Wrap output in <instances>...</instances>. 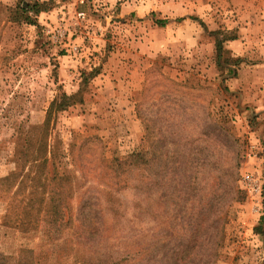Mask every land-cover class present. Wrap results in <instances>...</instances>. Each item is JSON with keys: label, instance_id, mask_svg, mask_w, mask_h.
Returning <instances> with one entry per match:
<instances>
[{"label": "rangeland", "instance_id": "374dc122", "mask_svg": "<svg viewBox=\"0 0 264 264\" xmlns=\"http://www.w3.org/2000/svg\"><path fill=\"white\" fill-rule=\"evenodd\" d=\"M55 1L49 29L55 39H48L51 35L42 28L8 24L5 6L0 4V178L20 171L15 169V151L21 133L44 121L59 93L74 95L75 104L62 112L52 109L49 121V144L58 147L61 142L64 157L59 160L72 179L71 226L64 229L38 221L35 231L25 233L3 227L7 205L13 211L5 221L15 224L13 215L21 206L32 212L40 208L41 217L43 204L28 207L19 202L29 187L20 193L18 182L0 184V264H125L122 260L173 264L180 241L190 239L198 246L201 242V202L223 198L233 185L242 191L241 200L227 210L222 241L211 263L264 264V237L253 231L264 215V152L255 159L252 146L257 140L262 143L253 116L245 112L230 84L232 75L218 71L214 48L212 54L209 46L202 48L198 57H150L153 64L139 73L138 86L120 89L111 79L104 87L100 75L118 74L112 63V57L118 59L116 51L139 36L138 16L146 14L145 0ZM140 7L142 12L136 13ZM225 8L215 25L211 20L215 14L201 18L207 22L201 32L219 26L237 38L239 25L232 20L236 12ZM154 17L153 21L160 20ZM72 45L79 49L75 55ZM58 55L67 57L58 59ZM232 58L240 60L232 69L235 76L241 64L252 62L248 57ZM207 60L213 62L212 69ZM128 73L122 68L119 79ZM118 91L130 97L137 127L121 130L115 123L114 134L102 140V152L107 161L122 162L131 153L136 157L127 160L130 167L113 163L103 168L101 149L87 141L100 138L93 105L112 99ZM38 140L35 132L19 162H26L24 173L39 156ZM246 173L260 179L261 196L242 188ZM37 175L33 167L21 187ZM204 233L216 235L213 228ZM201 249V253L207 250L205 243ZM197 262L192 256L180 263Z\"/></svg>", "mask_w": 264, "mask_h": 264}, {"label": "crops", "instance_id": "0c3cea01", "mask_svg": "<svg viewBox=\"0 0 264 264\" xmlns=\"http://www.w3.org/2000/svg\"><path fill=\"white\" fill-rule=\"evenodd\" d=\"M16 1L0 0V4L12 6ZM143 2L145 5L142 6L141 4L140 6L144 8L146 14L138 16L140 19L137 24L138 32H140L139 36H134L131 41L125 43V46L116 51L117 61H113L116 57L112 54L114 56L112 57V63L116 65L115 69L118 74L115 73L117 77L115 74L114 77H111V73L108 71L105 76L100 75L103 77L104 87L110 84L111 79L116 81L113 85L120 89L124 87L123 85H125V89L129 88V90L130 87L138 86L140 82L139 73L153 64L149 59L150 57L165 56L171 59L180 56L198 57L201 56L202 48L208 46L212 54L214 38L210 35V32L206 33L205 28L201 32L199 22L205 24L206 21L201 18L207 16L208 19H211V16L215 14V18L211 19L215 25L220 22L223 9L229 7L236 12L232 20L234 25H239V36L227 41L224 49L231 57H248L252 60V62H246L243 66L242 64L239 66L240 68L237 70L236 76L231 78L230 84L238 92L240 102L245 106V112L253 116L256 133L260 135V141L264 148V1L145 0ZM134 5L135 10H137V5ZM142 7L139 8V12H135H142ZM125 9L126 7L123 8L124 11ZM148 12L151 13V17L155 16L154 18L164 20L165 24L163 26L155 24L151 17L149 18ZM209 12L213 13L209 14ZM216 13H219V15ZM55 14L56 10L53 9L48 12H41L37 16V21L43 31L45 26L50 27L51 22H54ZM20 24L28 27L29 30L35 29L34 26ZM218 27L213 31L220 29ZM205 36L209 37L207 38L209 41H206ZM48 39H51V37ZM54 47L56 48L53 45L52 48L55 49ZM61 57L67 56H57L58 59ZM197 63H201L200 58L197 59ZM208 64L209 69H212L213 62L208 63L207 60L206 65ZM198 67L200 70L201 67ZM122 68H125L129 73L120 80ZM59 69L64 71L63 66ZM107 100L95 102L93 105L92 116L97 123L101 141L114 134L112 127L115 123L119 122L118 128L121 130L124 128L129 131L131 127H137L133 121L135 115L130 97L123 95L122 91H118V93H114L112 99ZM103 106L105 107L103 108ZM107 107L109 108L108 111ZM42 118L43 116H41ZM255 162L258 163L259 161L256 160Z\"/></svg>", "mask_w": 264, "mask_h": 264}, {"label": "trees", "instance_id": "16d2710c", "mask_svg": "<svg viewBox=\"0 0 264 264\" xmlns=\"http://www.w3.org/2000/svg\"><path fill=\"white\" fill-rule=\"evenodd\" d=\"M56 6L55 0H17L12 6H5L6 9V20L11 23H23L29 26H34L36 29L40 28V25L37 21V16L41 12L51 11ZM154 19V18H153ZM155 24L158 26H163L165 24L164 20H155ZM202 27L204 26L199 22ZM231 32L225 30H215L210 32V35L214 38V52H215V64L218 71L226 70L229 74L228 76L234 77L235 72L232 70L240 62L239 59H233L232 57L225 56L224 45L227 41L235 39V35ZM74 95H67L63 91L59 93L50 103L49 108L45 114L44 121L40 125L29 126L24 133L21 134L23 137L18 141L16 146V162L15 169L20 170L19 172L13 171L8 175L0 178V184L11 185L13 182H18L19 187L18 191H25L29 187V192L23 198L19 199V202H26L28 207H32L33 203L39 202L43 204L42 212L43 214L39 217L40 208L36 212L26 210L24 206H21L18 214H14L13 218L17 222L11 224L5 220L11 216L13 211L12 207H8L5 210L3 216L2 226L7 228L17 229L20 232H28L36 230V223L38 221H44L46 224H51L56 227L67 228L71 226V202L70 195L71 190L69 186L72 184V179L67 169L62 165V162L59 160L63 158L61 151V142H58V147L55 145L49 144L50 137V114L51 110L55 111H65L71 105L75 104ZM37 132L38 142H39V156L37 159L32 161L30 169L24 173L22 167L25 166L26 162L22 164L19 163L23 159L31 147V139L34 136V133ZM31 135V136H30ZM88 142L94 143L98 146L100 150L99 162L102 164L103 168L112 167L113 163H116V166L126 165L130 167L131 162H127L129 158L134 159L136 156L134 153H131L127 158L119 162L118 158H114L110 161L104 159L103 152L104 146L101 139L98 136H94L87 139ZM137 156H139L137 154ZM38 171V175L34 178L30 184H26L21 187L24 181H28V175L31 172L32 168ZM49 167V168H48ZM110 175V174H109ZM18 178L20 180L18 181ZM107 190H111L112 186L103 183ZM112 191V190H111ZM114 192V191H113ZM112 192V193H113ZM242 191L237 186H232V188L224 193V197H216L201 202V242L198 245H194V241L188 239L185 242L180 241L175 246L176 256L180 258L178 261L175 256L173 264H185L180 263L187 261L188 258L193 256V259H197V264H201V260L205 259L203 264H212L211 260L216 256V249L219 247L222 241L223 227L225 225L227 210L232 202L240 201ZM214 195V194H213ZM39 196V198H37ZM226 198V199H225ZM225 199V200H223ZM26 205V204H25ZM15 205H13L14 208ZM264 216V215H263ZM260 217L259 224L253 227L255 234L261 235L264 237V217ZM199 221V222H200ZM214 229L216 231L215 237H205L204 232H208L209 229ZM201 243L206 245L207 250L204 253L201 249ZM209 245V246H207ZM195 253V254H193ZM127 264L128 260H122ZM121 262V263H122ZM115 264V263H113Z\"/></svg>", "mask_w": 264, "mask_h": 264}, {"label": "built area", "instance_id": "2783aa9c", "mask_svg": "<svg viewBox=\"0 0 264 264\" xmlns=\"http://www.w3.org/2000/svg\"><path fill=\"white\" fill-rule=\"evenodd\" d=\"M50 27L45 26V30L48 34L51 35L52 31L50 30ZM51 39H55V36L51 35ZM79 49L77 46L72 45L71 46V52H73V54L75 55L76 53H78ZM258 144V146H257ZM252 148L256 149L257 153H254V157L255 159L257 158V156H259V154H261V152H264V148L263 146L260 144V142L257 140V143H255ZM242 188L244 190H246L249 193H254L256 195H260L262 194V183L260 181L259 178H256L253 173H246L242 176L241 178V182H240Z\"/></svg>", "mask_w": 264, "mask_h": 264}]
</instances>
